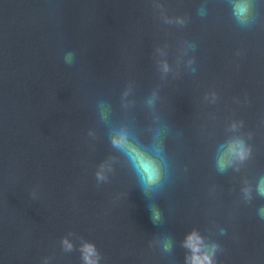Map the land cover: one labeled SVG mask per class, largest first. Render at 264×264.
<instances>
[{
    "label": "water",
    "instance_id": "water-1",
    "mask_svg": "<svg viewBox=\"0 0 264 264\" xmlns=\"http://www.w3.org/2000/svg\"><path fill=\"white\" fill-rule=\"evenodd\" d=\"M261 184L264 0H0V264H264Z\"/></svg>",
    "mask_w": 264,
    "mask_h": 264
},
{
    "label": "clouds",
    "instance_id": "clouds-1",
    "mask_svg": "<svg viewBox=\"0 0 264 264\" xmlns=\"http://www.w3.org/2000/svg\"><path fill=\"white\" fill-rule=\"evenodd\" d=\"M248 8L249 5L246 3L234 6L235 13L240 17H244L247 15ZM65 62L69 64L73 62L72 53H68L65 56ZM112 145L120 149L128 158L133 167V170L139 178L141 189L145 195H147L150 190H154L160 185L162 178L161 166L152 155L130 143L125 134L114 136L112 138ZM154 151L158 153L159 149H154ZM228 151L241 160L245 159L247 155L242 142H236L235 144L230 145ZM225 166L226 164L223 158L218 160V167L221 170H223ZM96 175L98 180L105 179V177L99 172ZM258 190L262 195H264V184H261ZM150 208L152 210V219L154 221L159 220V211L154 207L150 206ZM261 216L262 218H264V209L261 210ZM65 243L67 242L65 241ZM200 243L201 239L195 233H192L187 237L186 246L190 247L193 251L191 264H214L213 256L215 254V249L217 246L213 245V251L211 254L205 253L203 256H201L198 254L201 251ZM169 246L170 245L166 244L165 248H168ZM68 247L70 248L71 246L69 245ZM83 251L85 253L84 260L86 261V264H98L97 260H93L91 258L92 256L96 255L94 245L86 244Z\"/></svg>",
    "mask_w": 264,
    "mask_h": 264
}]
</instances>
